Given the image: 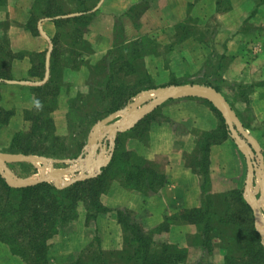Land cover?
<instances>
[{"label": "trees", "instance_id": "trees-1", "mask_svg": "<svg viewBox=\"0 0 264 264\" xmlns=\"http://www.w3.org/2000/svg\"><path fill=\"white\" fill-rule=\"evenodd\" d=\"M98 1L40 0L39 9L44 16L68 15L76 8L77 13L84 14L56 22L59 32L54 39L52 73L57 79L34 88L35 106L32 110L24 111V121L30 127L14 134L10 153L47 157L58 161L75 159L82 153L85 144L79 146L76 154L65 155L61 151L68 147L67 139L56 134L53 113L58 108V99L65 87L59 80L63 74L62 67L79 70L82 66L78 64V58L93 53L89 44L79 41L77 33L89 22L86 14ZM62 2L70 4L67 13L59 6ZM61 43L66 44L67 49H63ZM143 49L145 45L141 42L129 46L120 45L115 49L116 52H111L101 62L88 67L97 84L88 82L89 95H79L69 101V111L71 114L74 112L73 115L79 122L75 129L81 130L86 139L96 123L122 110L139 91L156 88L153 83L146 84L151 77L143 63L146 53ZM2 53L5 58L12 57L9 50L4 49ZM136 70L145 79L133 90L126 88L123 83H117L120 73L125 72L129 76L137 73ZM9 78L7 66L3 64L0 66V80ZM173 84L185 83L177 81ZM218 90L220 89L217 88ZM203 102L215 113L219 124L210 131H193L199 137L197 150L194 155L185 156L187 166L201 178L202 203L199 208L184 209L175 215L165 216L161 225L150 230L138 222L132 212L120 209L112 211L107 208L101 197L109 191L110 181L116 175L121 174V184L125 188L142 193L157 192L168 183L162 170L159 171L155 164L144 157L127 151L119 138L111 163L99 177L64 189H58L49 183L30 188H12L0 175V243L9 247L25 264H50V241L58 235L61 227L79 219L78 207L85 204L87 223L96 221L103 215L116 213L123 231V249L106 254L100 247L98 251L89 248L87 256L79 257L71 264H187V248L159 238L171 232L174 226H188L196 230L190 238L197 242L195 245L203 251L204 259H209L215 248H219L226 251V264H264V246L255 227L253 210L245 200L243 190L211 193V149L231 139L221 113L210 102ZM153 114L133 128L137 136L143 135L146 128L139 134L137 129L146 123L150 124ZM236 114L243 127L250 130V125L237 112ZM13 116L14 111L1 109L0 128L7 125ZM216 241L219 243L215 244Z\"/></svg>", "mask_w": 264, "mask_h": 264}, {"label": "crops", "instance_id": "crops-1", "mask_svg": "<svg viewBox=\"0 0 264 264\" xmlns=\"http://www.w3.org/2000/svg\"><path fill=\"white\" fill-rule=\"evenodd\" d=\"M39 5L40 0H0V66L5 64L10 74L8 80H0V114L1 109L15 111V118L0 130V141L6 132L7 144L16 130L26 125L20 111L35 106L34 88L57 79L52 73L54 39L59 32L56 22L84 14L77 13L76 8L68 15L44 16ZM69 5L62 2L59 6L67 13ZM86 15L89 22L77 34L79 41L92 47L93 53L78 58L82 66L79 70L61 65L63 74L59 80L66 86L59 96L57 111L66 114L68 101L87 90L88 65L101 62L120 45L141 42L145 45V69L159 86L168 80V66L181 78L183 73L200 70L207 62L217 64V69H227V79L232 82L261 84L253 90L250 109L255 123L253 131L264 133V0H99ZM61 46L67 49L66 44ZM4 49L11 52V58H5ZM178 101L163 104V113L185 123L187 133L179 137L166 126L154 125L151 147L144 148L134 140L128 142L130 149L136 148L146 158L160 161L168 178L163 196L150 198L144 207L151 213L149 226L158 224L165 210L175 215L199 207L201 201V178L185 165L184 154H192L196 147L193 128L210 131L217 124L203 102ZM231 119L240 129L233 112ZM238 152L230 140L211 149L214 190L222 188L219 181L225 183L220 180V167L234 164L233 160L240 161ZM123 193L116 188L113 196L127 198ZM133 202L136 204L133 210H141L143 202L139 198ZM67 255L66 250L61 253L55 248L49 250L51 264H68L67 259L72 256ZM0 264L25 263L0 243Z\"/></svg>", "mask_w": 264, "mask_h": 264}, {"label": "rangeland", "instance_id": "rangeland-1", "mask_svg": "<svg viewBox=\"0 0 264 264\" xmlns=\"http://www.w3.org/2000/svg\"><path fill=\"white\" fill-rule=\"evenodd\" d=\"M114 52H116V50H114ZM216 65L217 64H213L212 62L209 64H208V62L206 64L204 63V65H202L200 67L201 68L200 70L199 69L194 70L192 73L190 72L191 74H184L183 73L182 76L180 75L181 78H178V76H176L177 74L173 70V68L168 66V80H167V82H165L164 85H160V86L157 85L153 79H150V81L147 80L146 84L149 85V84L153 83V85H155L156 88L144 90L141 92L139 91V93H137V95L134 97V99L131 102H129L122 110H124L128 105L132 104L136 99H138V97L143 92H146L149 90H156L159 88H168L171 86H177V85L173 84V82H177V81L185 83L182 85H195V84L196 85H202V86L213 88L216 91L218 88L220 90H218L217 92L225 100V102L229 106L231 112H233L234 115H237L236 114V112H237L240 115V118L244 122H246L247 124L250 125V130L245 129L243 127L240 119L237 117V120L239 121V123L241 125L240 131L244 134L246 140L251 143L255 162H256L258 168H261L264 171V156H263V153H264V133L263 132L257 133V132L253 131L252 125H255V123H254L253 112L250 109L251 95L253 93V90L256 87H261V84H253L254 83L253 82L252 84L245 85L243 83L232 82L229 80L231 78L228 77V79H227V75H228L227 69H225L224 71H223V69L222 70L217 69ZM89 66L90 65H88V67ZM222 67H223V65H222ZM225 67H227V66H225ZM182 71L184 72V70H182ZM88 72H89V76L87 77V80L85 81L87 90L83 93L82 92L76 93L74 95V97H78L79 95L87 97V95H89V92H90V89H89L87 83L89 82V84H92V85L97 84V81L94 82L95 77L90 75L89 69H88ZM146 72H147V70H146ZM144 79L145 78L140 75L139 71H137V73L131 74L129 76H127L125 72H122V73H120V76L117 80V83L120 85H121V83H123L126 88H128L129 90H133L138 85V83L143 82ZM182 99H185V101H183V102H187V103H190L191 99L194 101H198L200 103L203 102V99L193 98V97H182L180 99H177L176 101L182 100ZM174 101L175 100L168 101V102H174ZM202 104L206 105L204 102ZM169 105H171V104H169ZM58 106H59V99H58ZM166 108L167 107H165L164 109H166ZM57 110H58V108H57ZM57 110H55V112L53 113V119H54V122L56 125V134L59 137L66 138L67 139L66 145L68 146V147H64L61 151H63V153L65 155L76 154L79 150V146L85 144L83 147L82 153H80V155L75 159L71 158V159L62 160V161H66L68 163H62V161L54 160L53 158H47V157H43V158L51 160L50 162L45 163L43 161H40V162H35V163H22V162L9 163L7 165V168L9 170V172L11 173V175L15 176L17 179H21V180H26V179L38 180L40 178L46 179L51 174H53L54 171L55 172H61V171L72 170V171L76 172V170H78L79 167L83 168V171H84L83 173H88L90 171V172H93L94 175L98 174L95 177V178H97L103 173V170L105 168H107L109 166V164L111 163L113 157L106 166L102 167L100 169V171L96 172L98 165L94 162L98 158H92L91 159V165L89 167L90 168L89 171L87 169H85V163L84 162L82 163L79 160L85 159L88 156V154L91 153V151L94 149V144L91 143V135L94 132L95 126L97 124H99L101 121H103L104 119H106L107 117L111 116L112 114L106 116L103 120L96 123L93 126V128L91 129L88 138L86 139L85 136L81 133L82 132L81 130L75 129V127L79 126V122H77L78 118L75 119V117L73 115L74 112L72 111V114H71V112L69 111V101H68V109L66 111V114H64V112H60ZM122 110H120V111H122ZM24 111H27V110H24ZM24 111L23 112L20 111V115H21L20 117L21 118L22 117L24 118ZM117 112H119V111H117ZM209 112H211V114H212L213 118L215 119L216 124L218 126L219 119L217 118L215 113L212 112L210 109H209ZM151 114H153V120L150 122V124L146 123L143 126H141L139 129H137V132L139 134V133L143 132V128H146V130L143 132V135L137 136V133L135 131L133 132V128L136 127V125L139 124L143 119H146L147 117H149ZM63 116H65V117L63 118ZM13 118H15V111H14V116L11 119H13ZM124 118H125V116L122 115L118 119V121L120 120V122H122V120ZM8 125H9V123L7 125H3L0 128V130L3 129L5 126H8ZM154 125L166 126V127L170 128L174 133H176L177 136H179V137H182V135L184 133H187L184 131L186 129L185 123H183V122L178 123V122L174 121L173 119L169 118V116H166L163 113V107L161 105L160 107H157L154 110H152L150 113L142 116L141 119H139L133 125V127L131 129H128L125 132L119 133L118 137L116 139V142H115V149H116L117 140L120 138V140L122 139L121 140L122 146H124L127 151L134 152L135 154H137L141 157H144L146 160L155 164L159 168V171L162 170V172L165 174V172L163 170V165H162V163H160V161L150 160V159L146 158L145 156L141 155L139 152H137L136 148L130 149L128 147L129 146L128 145L129 140H134V141L139 142L141 144V146H143L144 148L145 147L146 148L151 147V145H152L151 131H152V128ZM188 125H189V123H188ZM29 127H30L29 124L26 123V125H22L21 127H19L20 129L17 128L18 130H16V131L17 132H20L22 130L24 131V130H27ZM108 129L109 128H106L105 130H103V132L97 131V133H96L97 137H100L101 135H104V134H109ZM195 130L198 131L199 133L203 132L199 129L193 128V131H195ZM14 134L12 135V137L14 136ZM178 134H181V135H178ZM193 135H194L195 140H196L195 141L196 147H195L192 154H188V153L184 154V161H185L184 163L186 166H187V162L185 160V156H192L195 154V152L197 150L199 137H198V135H196L194 133H193ZM12 137H11V140H12ZM229 137H230V135H229ZM230 139H231L230 141L233 144H235L234 140L231 137H230ZM8 140L9 139H7L6 132L2 133V141H0V154H3V155H19V154H12L9 152L11 141L9 142V144H7ZM111 140H112V138H110L107 135L105 137V139H103L100 143H97L98 150H97V153H95V156H96V154H100V152H102L104 150L108 152V150L111 148ZM179 141H181V140H179ZM215 146H217V145H215ZM235 147L239 151L238 152L239 156L241 155L240 161L237 162V161L233 160L234 164L230 163L228 166L220 167L221 176H222V178L220 177V180H223L225 183H220V181H219L218 185L222 188L214 190L213 180L211 177V182H212L211 193L221 194V193H224V192L232 190V189H240V190H243V196L245 198V195H246L245 190L248 186V178H249L250 173H249L247 161H246L244 155L238 149V146L236 144H235ZM114 154H115V151H114ZM114 154H113V156H114ZM29 156H31V155H29ZM32 156H34V155H32ZM106 156H103V158H105ZM38 157H40V156H38ZM210 163H211V154H210ZM80 174L81 173L79 171H77L74 175L68 174L66 176H62L61 181L70 182L74 178L78 177ZM165 176H166V174H165ZM210 176H211V166H210ZM121 177H122L121 174L114 176L112 178V181H110L109 191L106 192L101 197L102 203L107 208H109L112 211L120 209V210H128V211L132 212L134 218L138 222L143 224V226L147 230L155 229L158 225H161L164 222L165 216L171 215L170 213H168L165 210V211H163L164 214L162 216V220L158 224L152 223V225H151V223H150L151 226H149L148 221H150L149 219L151 218V213H150V210L148 208L145 209L144 207L146 206V204L148 205V201L150 198H160L161 196H163L162 193H163V189L165 188V186L158 189L157 192L148 191L147 193H142V192H138V191H135L133 189H130V188L129 189L125 188L121 184V180H120ZM95 178H93V179H95ZM89 180H92V179H89ZM167 180H168V178H167ZM86 181H88V180H86ZM49 184L54 185V182H51ZM116 188H119L124 193H126L127 198H124L123 195H120L118 197L113 196L114 190ZM250 193L253 194V196L256 198V200L259 202V204L261 206H264L263 190H262L261 184L259 182V179H258L257 175H255V174L253 177V187L251 188ZM201 194H202V191H201ZM137 198H139L140 201L143 202V207L139 211L133 210L134 209L133 207L136 205L135 202H133V201ZM245 200H246V198H245ZM201 203H202V195H201V201H200L199 207L201 206ZM199 207H197V208H199ZM78 209H79V219L74 223H70L69 225L60 228L58 235L55 236L50 241V243H51L50 249L55 248V250L58 251V253H59V251L61 253L62 251L66 250L67 254H68L67 256L68 257L72 256V259H67V261H70V262H68V264L73 263L79 257L87 256L89 253V251H88L89 248H91V249L93 248V250L98 251V248L100 247V250L102 252H105L106 254H108L110 252H118V251H121L123 249V231H122L121 226L118 223L117 215L115 212L107 214V215H103L99 219H97L96 221H91L90 223H87L86 222L87 216H86L85 204L84 205L80 204ZM262 213H263V218H264V211H262ZM253 214H254V211H253ZM110 217H112V219ZM101 218L103 220H100ZM254 221H255L256 230L258 232H259V230H261V232L264 234V220H263V222H260V224H257V221H256L255 216H254ZM187 227L188 226H174L172 228L171 232L165 233V234L161 235L159 238H161L162 240H165V241H169L172 244H176V245L180 246L181 248H187L189 251V256H188L187 261H186L187 264H197L198 262H200L199 264H226V262H225L226 251L223 249H219V248H215V251L210 255L209 259H204L203 258V255H204L203 251L201 250L200 247L195 245V244H197V242H193V239L190 238V237L194 236L196 230L193 227L191 230H187L186 229ZM259 234L261 236L262 245L264 246V236H262L260 232H259ZM98 241H99V243H98ZM217 243H219V242L216 241L215 244H217ZM48 257H49V255H48ZM50 259L51 258H49V263L51 264Z\"/></svg>", "mask_w": 264, "mask_h": 264}, {"label": "water", "instance_id": "water-1", "mask_svg": "<svg viewBox=\"0 0 264 264\" xmlns=\"http://www.w3.org/2000/svg\"><path fill=\"white\" fill-rule=\"evenodd\" d=\"M182 97L200 98L205 101H208L221 113L225 121V124L227 126V129L229 131L230 137L234 140L235 144L238 146V149L242 152V154L244 155L247 161L250 174L248 178V186L245 190V194H246L245 198L254 211L255 214L254 216L257 221V224H260V222H263L264 220L262 213V211H264V206H261L259 204V202L253 196V194L250 193V190L253 187V177L255 174L259 179L264 195V171L261 168H258L255 162L251 143L246 140L244 134L240 131V129L234 124L233 120L231 119V110L229 106L222 98V96L213 88L202 85H196V84L177 85L168 88H159L156 90H149L143 92L138 97V99H136L132 104L128 105L124 110L112 114L111 116L107 117L106 119H104L95 126L94 132L91 135V143L94 144V149L91 151V153L88 154V156L85 159H81L79 161L82 163L84 162L85 169L88 170L90 167L91 158H99L107 155L104 164L101 165L98 170L100 171V169L106 166L112 159L115 151V142L119 133L131 129L135 124L133 123V121L138 117H142L150 113L152 110H154L157 107H160L161 105L165 104L168 101L177 100ZM122 115L125 116V119L122 120V122L125 123H120V120L118 121V119ZM106 128L112 129V133L101 135L96 139L95 135L97 133V130L103 132V130H105ZM107 135L110 138H112L111 148L108 150V152L104 150L100 152V154H96L97 156L96 157L95 153H97L98 150L97 143H100L103 139H105ZM40 161L46 163V162H50L51 160H48L43 157L32 156V155L25 156V155L0 154V175L6 181V183L12 188H30L42 183L54 182V186L58 189H64L78 182L93 179L98 175V174L94 175L93 172L83 173L84 172L83 168L79 167V169L76 170V172L79 171L81 174L78 177L71 180L70 182L61 181V177L59 175L62 176H66L68 174L74 175L76 172L72 170L61 171V172L54 171L55 174L52 177L46 179L40 178L38 180H34V179L21 180L11 175V173L7 168V165L9 163H19V162L35 163ZM62 163H68V162L62 161ZM14 181L16 183H13ZM259 232L261 233L262 236H264L261 230H259Z\"/></svg>", "mask_w": 264, "mask_h": 264}, {"label": "bare ground", "instance_id": "bare-ground-1", "mask_svg": "<svg viewBox=\"0 0 264 264\" xmlns=\"http://www.w3.org/2000/svg\"><path fill=\"white\" fill-rule=\"evenodd\" d=\"M125 119V118H124ZM139 119H141V117H138L137 119H135L134 121H133V123H136ZM120 123H123V122H120ZM125 123V122H124ZM129 124V123H128ZM97 131H100V130H97ZM108 131H109V133H112V129H108ZM96 136V139H97V134L95 135ZM95 140V139H94ZM106 158V157H105ZM105 158H103V156L102 157H99L97 160H95V162L94 163H96L97 165H98V168L96 169V172H98V170H99V168H100V166L101 165H103L104 164V162H105ZM92 159V158H91ZM90 165H91V163H90ZM90 169V168H89ZM89 169H88V171H89ZM90 172V171H89ZM90 173H92V172H90ZM55 174V172L53 173V174H51L49 177H52L53 175ZM61 178H62V175H59ZM49 177H47V178H49ZM13 183H15V181L13 182Z\"/></svg>", "mask_w": 264, "mask_h": 264}]
</instances>
